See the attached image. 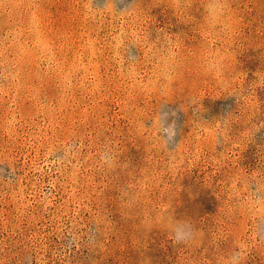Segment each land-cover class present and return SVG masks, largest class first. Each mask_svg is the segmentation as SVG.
I'll list each match as a JSON object with an SVG mask.
<instances>
[{
  "label": "rangeland",
  "instance_id": "rangeland-1",
  "mask_svg": "<svg viewBox=\"0 0 264 264\" xmlns=\"http://www.w3.org/2000/svg\"><path fill=\"white\" fill-rule=\"evenodd\" d=\"M0 264H264V0H0Z\"/></svg>",
  "mask_w": 264,
  "mask_h": 264
},
{
  "label": "clouds",
  "instance_id": "clouds-1",
  "mask_svg": "<svg viewBox=\"0 0 264 264\" xmlns=\"http://www.w3.org/2000/svg\"><path fill=\"white\" fill-rule=\"evenodd\" d=\"M208 9L210 12V15L214 18L217 15L220 14V12L222 11L221 5L217 4V3H210L208 5ZM178 235H182L181 233H178Z\"/></svg>",
  "mask_w": 264,
  "mask_h": 264
}]
</instances>
